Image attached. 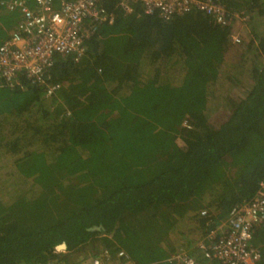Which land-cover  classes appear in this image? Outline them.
<instances>
[{
  "label": "trees",
  "instance_id": "trees-1",
  "mask_svg": "<svg viewBox=\"0 0 264 264\" xmlns=\"http://www.w3.org/2000/svg\"><path fill=\"white\" fill-rule=\"evenodd\" d=\"M117 2L103 0L113 21L78 61L53 57L51 95L0 76V264H70L67 253L88 246L123 249L137 264H170L162 260L179 249L212 264L194 245L264 174V0H221L246 16L234 62L223 56L230 26L203 12L163 20ZM19 19L0 10L3 39ZM195 58L204 64L191 71ZM220 110L225 119L213 123ZM72 153L82 165L69 176ZM94 225L102 229L87 230ZM252 243L264 264L263 228Z\"/></svg>",
  "mask_w": 264,
  "mask_h": 264
},
{
  "label": "built area",
  "instance_id": "built-area-1",
  "mask_svg": "<svg viewBox=\"0 0 264 264\" xmlns=\"http://www.w3.org/2000/svg\"><path fill=\"white\" fill-rule=\"evenodd\" d=\"M126 14L139 8L141 14L157 13L163 20L182 15L192 9L203 12L220 26H230V40L240 42L233 31L246 16L231 12L221 0H118ZM0 10L17 11L20 19L0 43V76L10 88L22 87L21 80L44 86L51 95L59 84L46 81L56 54L70 55L78 61L85 53V40L95 34L102 23L113 21L103 0H0ZM264 230V174L254 195L242 200L231 216L210 230L194 247L218 264H257L259 249L252 239L256 229ZM123 249L115 252L107 247L89 254L79 264H134ZM170 264H197L186 250L171 253Z\"/></svg>",
  "mask_w": 264,
  "mask_h": 264
},
{
  "label": "rangeland",
  "instance_id": "rangeland-1",
  "mask_svg": "<svg viewBox=\"0 0 264 264\" xmlns=\"http://www.w3.org/2000/svg\"><path fill=\"white\" fill-rule=\"evenodd\" d=\"M240 25H241V23L243 24L244 23V27H243V29L244 30H242V33H244V32H246L247 30L246 29H248L247 27H246V24H245V20L243 21V22H238ZM235 33H236V35H238V37H239V40H240V42H238V43H233L230 39L231 38H229V36H228V43L226 44V46L224 47V53H223V56H224V59L225 60H227V61H230V62H234V61H236V59L238 58V56L241 54V51H243V46H242V34H239L238 32H236L235 30H233ZM10 32V30L8 31V33ZM193 62L190 64V67H191V71H193V70H200L201 68H202V66H203V64H204V62L203 61H201L199 58H195V59H193L192 60ZM243 90L242 89H239V90H237L236 92H235V95H240L241 94V92H242ZM121 113H124V112H121ZM135 113H137V111L135 112ZM135 113H131V114H135ZM113 114L114 115H112V117L114 116V118H116V117H118L119 116V113L115 110L114 112H113ZM117 114V115H116ZM127 114H129V113H127ZM226 114V111L225 110H220V111H218V112H216V113H214V114H212V116H211V118H210V120L213 122V123H218V122H220V121H222V120H224L225 119V115ZM129 116V115H128ZM118 119V118H117ZM115 126V127H114ZM114 126H113V128H115V129H112L110 132L111 133H113V135H112V137L113 136H117L116 135V133H118V129H121L120 127L122 126L121 125V123H120V121L118 120H116L115 121V123H114ZM120 131V130H119ZM103 140V139H102ZM100 141V140H99ZM103 141H106V142H108L106 139H104ZM120 141V140H119ZM120 143H123L124 144V142L123 141H120L119 142V144ZM76 153H72V154H68V164H66V165H68L69 166V176L70 175H72V174H74V175H77V173L80 171V169H81V165H82V161L81 162H76V161H74L72 164H71V162H70V160L73 158V156L75 155ZM58 160V159H57ZM59 162H61V160H58L57 161V163H59ZM43 170H45V167H44V165L43 164H41L40 165V169L38 170V171H40V175H41V172L43 171ZM25 172H24V174L27 176V178L32 182V181H34V182H38V180H37V175L38 174H34L35 172L33 171V170H24ZM37 176V177H36ZM90 250V248H89V246L88 247H86V248H83V249H80L79 251H72V252H68L67 253V256H68V259H73V258H76V261L74 262V264L75 263H78V262H80V260L82 261L83 259H85L89 254H93V251L91 252V251H89ZM64 252V251H63ZM208 261H209V259H207ZM215 263H217V262H215ZM51 264H56V263H51ZM218 264V263H217Z\"/></svg>",
  "mask_w": 264,
  "mask_h": 264
},
{
  "label": "crops",
  "instance_id": "crops-1",
  "mask_svg": "<svg viewBox=\"0 0 264 264\" xmlns=\"http://www.w3.org/2000/svg\"><path fill=\"white\" fill-rule=\"evenodd\" d=\"M245 25H244V23L242 24L241 23V25L239 24V23H237L236 25H235V27H234V30L236 31V32H238L239 34H242V38L241 39H244L246 36H247V31L246 32H244V33H242V30H244L243 29V27H244ZM12 28V27H11ZM11 28L9 29V30H11ZM8 30V31H9ZM247 30V29H246ZM8 35V32H7V34H6V36ZM3 37H5V34L4 35H1L0 34V42L2 41V39H3ZM125 251V250H124ZM126 252V251H125ZM127 253V252H126ZM128 255V254H127ZM128 257H130L129 255H128ZM168 257V256H167ZM166 256L164 257L165 259L167 258ZM204 257V256H203ZM206 258V257H205ZM130 260H132V262L134 263V264H137L132 258H129ZM165 259L164 260H162V261H165ZM195 259V258H194ZM161 260H160V262H161ZM76 261V258H73V259H68V262L70 263V264H74V262ZM212 264H216L215 262H213Z\"/></svg>",
  "mask_w": 264,
  "mask_h": 264
},
{
  "label": "water",
  "instance_id": "water-1",
  "mask_svg": "<svg viewBox=\"0 0 264 264\" xmlns=\"http://www.w3.org/2000/svg\"><path fill=\"white\" fill-rule=\"evenodd\" d=\"M102 229V226L101 225H94V226H91V227H88L87 230L89 231H93V230H101ZM67 248V244L66 242H61L57 245H55L53 247V249L56 251V252H63L65 251Z\"/></svg>",
  "mask_w": 264,
  "mask_h": 264
}]
</instances>
